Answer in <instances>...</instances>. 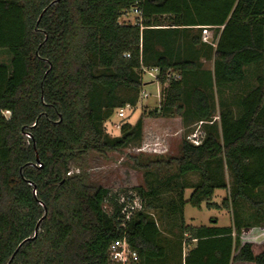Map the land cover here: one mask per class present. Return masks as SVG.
<instances>
[{
    "label": "trees",
    "instance_id": "16d2710c",
    "mask_svg": "<svg viewBox=\"0 0 264 264\" xmlns=\"http://www.w3.org/2000/svg\"><path fill=\"white\" fill-rule=\"evenodd\" d=\"M134 8L142 22L120 24ZM213 27L214 38L203 43V32ZM204 60H213V70L203 68ZM262 60L264 0H0V111L12 113L0 117V264L13 256L11 264H107L109 245L125 236L140 264H169L164 231L147 208L122 229L119 196L89 188L72 166L89 151L118 150L141 138V119L125 123L114 138L102 124L119 87L144 85L142 65L160 69L170 107L181 83H238ZM258 80L238 110L224 107L219 121H212L205 89L189 90L196 125H209L199 145L181 144L176 175L198 172L200 182L189 199L186 185L172 200L174 214L187 204L219 208L213 197L229 186L226 170L232 204L241 198L259 209L264 203L253 198L264 187V77ZM162 192L152 185L133 191L143 203ZM235 226H187L197 244L183 264H264V250L243 242Z\"/></svg>",
    "mask_w": 264,
    "mask_h": 264
},
{
    "label": "rangeland",
    "instance_id": "374dc122",
    "mask_svg": "<svg viewBox=\"0 0 264 264\" xmlns=\"http://www.w3.org/2000/svg\"><path fill=\"white\" fill-rule=\"evenodd\" d=\"M163 19L168 24L171 22L169 16H164ZM138 20V14L130 10L128 14L120 17L119 23L122 25L135 24ZM210 35L211 32H203V43L212 41ZM10 57L4 53L3 61L9 63ZM202 63L204 69L213 70V60H204ZM260 76L264 77V60L248 66L246 78L238 83L219 87L215 84L208 86L205 83L196 84L194 80H185L186 83H181L180 90L171 91L178 98L174 104L167 107L165 98L170 93L168 83L160 86L163 100L159 102L155 97L156 83H151V77L144 74L141 79L145 85L140 86L138 90L124 87L117 89L112 100L116 106L112 108L109 117L102 124L104 133L114 138L122 134L121 130L114 128V123L135 125L141 119L143 120L141 138L122 149L104 152L89 151L83 155L78 164L72 166L71 173L81 175L83 182L89 188L104 187L109 189L111 194H117L119 197L135 191L138 186L148 189L149 185H152L166 189V192H162L157 197L146 196L143 204L147 211L159 221L164 231L162 242L170 251L167 258L169 264H181L178 245L192 243L191 235L184 232V230L188 231L185 225L189 222L195 226H213L216 219L219 222L217 226L220 227L234 226L236 223L235 229H240L243 242H253L259 251L264 250V203L259 209L252 207L249 202L241 198L232 204L228 199L232 178L227 170L225 180L229 186L227 189H216L213 197V201L220 205L219 208H208L204 203L201 209L187 204L185 210L183 209V214L179 211L174 214L170 209L172 200L178 197L184 186H190L184 190V197L189 199L193 192L192 186L200 182L198 172L179 177L176 175L179 171L178 159L181 155L183 140L189 141V134L192 131L197 134V130H206L209 125L206 123L196 125L197 120L191 111V102H187L189 90L196 85L205 89L213 107L212 121H219L224 107L229 106L238 110L241 98L258 86ZM144 89L151 94L147 99L140 96L141 90ZM127 103L131 104L132 108L127 111L125 118L119 119L118 108ZM164 183H172V186L168 188ZM253 198L264 201V187L257 189ZM106 206L110 209L109 205Z\"/></svg>",
    "mask_w": 264,
    "mask_h": 264
},
{
    "label": "built area",
    "instance_id": "2783aa9c",
    "mask_svg": "<svg viewBox=\"0 0 264 264\" xmlns=\"http://www.w3.org/2000/svg\"><path fill=\"white\" fill-rule=\"evenodd\" d=\"M135 13L138 14L139 20L136 21L135 24H140L142 22V11L139 8H134L132 9ZM129 12V11H128ZM128 12H125L122 16H125L128 14ZM126 57H130L129 53L124 54ZM142 70V76L144 74H148L151 77L150 82L157 85V93L155 94V97L159 102H161V83L158 80V74L160 73V69L158 67H145L142 65L141 67ZM175 77L180 78V74L176 75ZM145 83V82H144ZM145 85V84H144ZM151 94L148 93L147 91L141 90L140 96L143 97L144 99L149 98ZM132 108V105L127 103L124 106H121L118 108L117 111V116L119 119H123L127 116V111ZM11 111L10 110H2L0 111V117H4L6 119L11 118ZM203 122H200L202 124ZM114 128L118 129L119 131L122 129V124L114 123L113 124ZM197 134L195 132H192L189 134V141L193 143L194 145H199L202 140V134L203 131L201 129L197 130ZM119 204L122 206L121 207V214L123 215V218L120 222V227L126 228L128 221L132 219V217L135 216V214L138 211H144V204L143 200L133 192H130L128 194H125L122 197H119L118 199ZM107 208V206H105ZM108 209V208H107ZM111 208L108 209V211L111 212ZM151 214V213H150ZM152 215V214H151ZM154 218V215L152 216ZM186 243H183V261L187 255L186 251ZM140 256L137 250L132 248L127 240V237H122L116 240H113L111 244L108 247V263L107 264H140Z\"/></svg>",
    "mask_w": 264,
    "mask_h": 264
},
{
    "label": "crops",
    "instance_id": "0c3cea01",
    "mask_svg": "<svg viewBox=\"0 0 264 264\" xmlns=\"http://www.w3.org/2000/svg\"><path fill=\"white\" fill-rule=\"evenodd\" d=\"M164 24H167L168 25V23H164ZM221 29L223 28V27H220ZM215 29H216V27H213L212 29H208L207 31L208 32H211V38L213 39L214 38V32H215ZM206 30H205V32H207ZM209 36V35H208ZM218 39V38H217ZM248 68V67H247ZM246 68V69H247ZM215 195V194H214ZM215 203H218V202H215ZM186 207V206H185ZM185 210V209H184ZM194 219V218H193ZM195 220V219H194ZM219 224V222L215 219L214 220V224L213 225H215V226H217ZM189 225H191V226H194V227H199V225H193L192 223H188V225H186V226H189ZM201 226H203V225H201ZM196 244H197V240L196 239H194V238H192V243L191 244H188L187 246H186V251H189L190 249H192V248H194L195 246H196ZM179 246V249H178V252H179V254H180V258L182 259V264H183V245L181 246V245H178ZM168 252H170L168 249H167V253ZM236 263H244V262H236ZM235 263V264H236ZM234 264V263H233ZM247 264H250V263H247Z\"/></svg>",
    "mask_w": 264,
    "mask_h": 264
},
{
    "label": "water",
    "instance_id": "95a60500",
    "mask_svg": "<svg viewBox=\"0 0 264 264\" xmlns=\"http://www.w3.org/2000/svg\"><path fill=\"white\" fill-rule=\"evenodd\" d=\"M34 193H35V189H34ZM35 194H36V193H35ZM41 221H42V219L39 221V223H38L37 226H36V231H35V235H34L33 238L37 237V235H38V232H39V226H40ZM27 240H29V239H26L25 241H23V242L19 245V247H18V249L16 250V252L19 250V248H20V247H21V246H22ZM13 258H14V256L12 257L11 261L13 260ZM11 261H10L8 264H11Z\"/></svg>",
    "mask_w": 264,
    "mask_h": 264
}]
</instances>
